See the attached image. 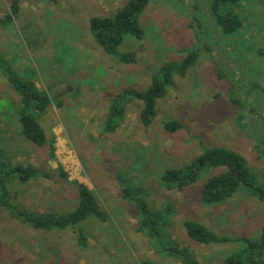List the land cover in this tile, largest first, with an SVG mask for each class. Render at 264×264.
<instances>
[{
	"label": "rangeland",
	"instance_id": "rangeland-1",
	"mask_svg": "<svg viewBox=\"0 0 264 264\" xmlns=\"http://www.w3.org/2000/svg\"><path fill=\"white\" fill-rule=\"evenodd\" d=\"M126 1L17 0V12L5 19L14 0H0V57L51 100L38 117L47 141L36 146L20 133V96L0 64L2 157L48 176L21 182L10 175L5 196L0 192V264H184L172 254L174 246L198 264H223L244 249L241 238L260 233L264 200L251 189L240 186L226 200L201 202L203 183L225 166L205 167L181 189H166L160 176L223 147L246 158L256 185L264 182V0L233 6L242 27L232 34L216 23L211 0H150L139 17L143 36L126 34L117 46L119 54L134 55L128 62L107 54L89 30L91 17L113 15ZM192 50L196 61L183 77H171L155 101V116L143 125L142 101L132 93L144 91L162 64H179ZM123 90L118 125L104 131L109 106ZM169 120L181 128L165 131ZM52 136L55 158L49 155ZM73 180L91 190L100 214L51 229L16 216L74 210ZM137 202L153 214H143ZM186 220L233 241L196 242L186 235Z\"/></svg>",
	"mask_w": 264,
	"mask_h": 264
},
{
	"label": "trees",
	"instance_id": "trees-1",
	"mask_svg": "<svg viewBox=\"0 0 264 264\" xmlns=\"http://www.w3.org/2000/svg\"><path fill=\"white\" fill-rule=\"evenodd\" d=\"M150 0H127L113 15L95 16L89 19V30L102 49L109 55H116L121 61H131L134 59L132 53L117 52V46L122 42L124 35L129 34L136 38L143 36V29L139 24V17ZM240 0H211V13L216 23L222 28L223 32L232 34L242 27V20L233 10V6ZM227 5L226 8H224ZM17 0L11 4L10 13L6 14L5 19H11L13 13L17 12ZM224 9V13L221 11ZM195 50L186 53L179 64L172 62L164 63L159 67L157 73L152 77L149 86L142 92L134 91L132 96L142 101V107L139 112V120L143 125H148L156 114L155 101L165 94L166 84L174 75L184 76L187 69L197 59ZM3 74L13 89L20 96L22 107L18 110V120L20 122V133L27 140L36 146H42L47 141L44 129L41 127L38 117L42 115L51 103L47 92L40 90L33 81L21 78L15 70L4 63L0 57ZM118 93L111 103L104 123V131L112 132L117 123V116L122 115L124 107L122 106V97ZM124 105V104H123ZM167 132H175L181 128V123L176 120H169L163 124ZM50 158H55L54 136L49 140ZM209 166H225L226 171L218 175L209 177L202 185L201 202L210 204L217 203L229 198L240 186L251 189L252 194L261 200H264V182L258 186L250 173L246 158L240 153L223 147H212L198 154L188 164L180 168H168L163 171L160 181L168 190L181 189L184 186L195 182L200 170ZM58 172L64 181H68V175L63 171V166L58 164ZM10 175H16L21 182H26L37 177L47 178L46 173H41L38 168L32 165L15 164L11 166L2 157L0 144V192L1 197L6 194V182ZM75 185L78 195V204L76 208L65 214L56 216L52 213L32 214L21 211L16 212V216L24 223L41 229L64 228L73 225L89 216H97L100 210L96 205L95 198L91 190L83 183L77 180L69 181ZM126 196V189L122 190ZM11 208L10 205H6ZM137 208L144 213L149 212L144 203L136 204ZM166 214L169 213L167 207ZM186 235L199 243L214 244L228 243L233 239L225 236H217L208 228L198 222L186 220L183 222ZM245 244L241 252H235L227 255L223 259V264H264V224L260 233L254 239H242ZM172 254L184 264H198V262L188 254L185 248L177 246L170 248ZM134 264H156L145 260Z\"/></svg>",
	"mask_w": 264,
	"mask_h": 264
}]
</instances>
